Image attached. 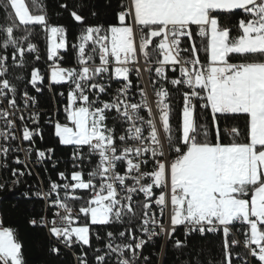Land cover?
I'll return each mask as SVG.
<instances>
[{"label":"snow or ice","instance_id":"6c2138e0","mask_svg":"<svg viewBox=\"0 0 264 264\" xmlns=\"http://www.w3.org/2000/svg\"><path fill=\"white\" fill-rule=\"evenodd\" d=\"M57 8L70 25L0 0V192L25 186L43 264H152L159 238L162 255L201 238L220 243L207 264H264V0ZM0 264H29L2 211Z\"/></svg>","mask_w":264,"mask_h":264},{"label":"trees","instance_id":"16d2710c","mask_svg":"<svg viewBox=\"0 0 264 264\" xmlns=\"http://www.w3.org/2000/svg\"><path fill=\"white\" fill-rule=\"evenodd\" d=\"M48 5L53 22L70 25L71 21L67 14L57 15V0H44ZM70 5L79 3L80 0H68ZM94 3L103 5L104 0H93ZM6 12L4 9H0V24L6 23L5 21ZM103 17H101V22ZM92 23L97 22L95 19L91 20ZM39 45L41 49L45 47V39L43 36L39 38ZM41 68L44 67L43 63L39 65ZM40 99L41 109L51 112L56 105V100L52 99L47 92L43 96L38 97ZM47 127V126H45ZM47 139V136H46ZM68 150L61 149L60 154L62 156L67 155ZM36 171L40 172V178H45V173L37 168ZM5 179H9V174H5ZM37 178H29V184H36ZM9 183V188H11ZM24 185L14 189L10 192H0V211L3 213L6 225L17 228L19 235L26 246V256L29 264H43L46 259L43 248V237L36 230L31 228L27 220L33 214V205L28 201L24 200L20 193L24 190ZM176 235H180L179 231ZM162 240L157 239L154 246L149 251L145 252V255H150L152 264H185V262H192L198 258V254L203 252V256H199L200 259L205 261L212 260L213 258L219 259L220 243L218 240H204L201 238H189L188 248L183 252L175 249L171 242L166 245L165 253L161 254Z\"/></svg>","mask_w":264,"mask_h":264},{"label":"built area","instance_id":"2783aa9c","mask_svg":"<svg viewBox=\"0 0 264 264\" xmlns=\"http://www.w3.org/2000/svg\"><path fill=\"white\" fill-rule=\"evenodd\" d=\"M56 107V105L54 106V108ZM22 155V154H21ZM161 240H162V245H164L165 244V241H164V239L163 238H160Z\"/></svg>","mask_w":264,"mask_h":264}]
</instances>
